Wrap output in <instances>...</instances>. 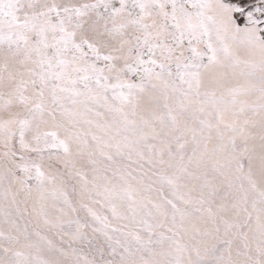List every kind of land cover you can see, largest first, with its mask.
<instances>
[{
	"label": "snow or ice",
	"instance_id": "6c2138e0",
	"mask_svg": "<svg viewBox=\"0 0 264 264\" xmlns=\"http://www.w3.org/2000/svg\"><path fill=\"white\" fill-rule=\"evenodd\" d=\"M0 264H264V0H0Z\"/></svg>",
	"mask_w": 264,
	"mask_h": 264
}]
</instances>
